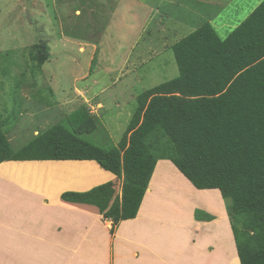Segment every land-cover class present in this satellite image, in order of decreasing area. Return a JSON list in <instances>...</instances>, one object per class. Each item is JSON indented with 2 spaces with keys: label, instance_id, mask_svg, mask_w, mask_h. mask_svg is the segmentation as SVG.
<instances>
[{
  "label": "trees",
  "instance_id": "obj_1",
  "mask_svg": "<svg viewBox=\"0 0 264 264\" xmlns=\"http://www.w3.org/2000/svg\"><path fill=\"white\" fill-rule=\"evenodd\" d=\"M171 50L178 75L136 96L115 146L87 138L98 124L81 105L17 149L0 118V163L94 160L117 177L124 169L130 183L145 188L157 161L170 160L195 185L219 189L239 263L264 264V0L225 38L204 22ZM48 57L41 43L33 60L41 66ZM103 217L113 221V234L118 198Z\"/></svg>",
  "mask_w": 264,
  "mask_h": 264
},
{
  "label": "rangeland",
  "instance_id": "obj_2",
  "mask_svg": "<svg viewBox=\"0 0 264 264\" xmlns=\"http://www.w3.org/2000/svg\"><path fill=\"white\" fill-rule=\"evenodd\" d=\"M261 1L0 0V118L7 136L29 139L85 105L98 124L87 138L115 146L136 96L178 75L176 41L204 22L225 38ZM41 43L49 57L37 66ZM173 171L182 175L175 165Z\"/></svg>",
  "mask_w": 264,
  "mask_h": 264
},
{
  "label": "crops",
  "instance_id": "obj_3",
  "mask_svg": "<svg viewBox=\"0 0 264 264\" xmlns=\"http://www.w3.org/2000/svg\"><path fill=\"white\" fill-rule=\"evenodd\" d=\"M7 138L17 149L33 137ZM173 169L159 161L140 188L94 160L1 162L0 264H240L219 189ZM115 198L121 217L111 234L103 213Z\"/></svg>",
  "mask_w": 264,
  "mask_h": 264
}]
</instances>
